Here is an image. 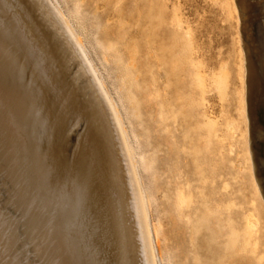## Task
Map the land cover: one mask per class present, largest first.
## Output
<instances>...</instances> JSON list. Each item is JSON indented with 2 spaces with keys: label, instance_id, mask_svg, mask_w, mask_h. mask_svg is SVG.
Segmentation results:
<instances>
[{
  "label": "rangeland",
  "instance_id": "1",
  "mask_svg": "<svg viewBox=\"0 0 264 264\" xmlns=\"http://www.w3.org/2000/svg\"><path fill=\"white\" fill-rule=\"evenodd\" d=\"M57 2L131 133L163 264H264V184L254 162L264 93L257 130L246 113L248 39L235 0ZM253 22L258 63L264 30ZM8 197L0 168V207L19 215ZM39 244H30L32 264Z\"/></svg>",
  "mask_w": 264,
  "mask_h": 264
},
{
  "label": "bare ground",
  "instance_id": "2",
  "mask_svg": "<svg viewBox=\"0 0 264 264\" xmlns=\"http://www.w3.org/2000/svg\"><path fill=\"white\" fill-rule=\"evenodd\" d=\"M235 2L248 39L246 113L258 130L264 55L253 56L252 22L264 30V0ZM138 163L70 15L57 0H0V168L19 209L0 207V264H32L36 240L39 264H163Z\"/></svg>",
  "mask_w": 264,
  "mask_h": 264
},
{
  "label": "snow or ice",
  "instance_id": "3",
  "mask_svg": "<svg viewBox=\"0 0 264 264\" xmlns=\"http://www.w3.org/2000/svg\"><path fill=\"white\" fill-rule=\"evenodd\" d=\"M261 137L264 139V129L261 130ZM254 162L257 167V175L260 178L262 184H264V145L261 146L259 156H257L254 152Z\"/></svg>",
  "mask_w": 264,
  "mask_h": 264
}]
</instances>
